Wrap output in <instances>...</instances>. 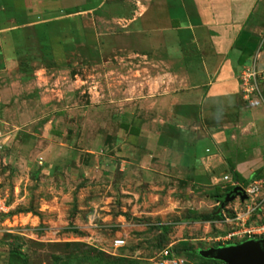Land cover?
<instances>
[{
  "label": "rangeland",
  "instance_id": "1",
  "mask_svg": "<svg viewBox=\"0 0 264 264\" xmlns=\"http://www.w3.org/2000/svg\"><path fill=\"white\" fill-rule=\"evenodd\" d=\"M114 55L106 57L112 56L107 68L130 73L133 116L140 119L143 89L151 92L167 69L157 42L149 51L134 45L125 60ZM99 64L74 70L86 71L78 104L64 101L61 79L33 77L31 70L21 78L18 71L3 73L0 64V132L11 139L0 148V197L9 206L0 215V264H24L20 254L27 264H152L168 245L194 264L215 262L213 255L230 245L218 239L231 227L222 216L209 218L225 192L223 176L198 158L181 165L153 157L154 167L163 166H144L141 140L132 149L115 148L122 110L91 106L124 79L99 75ZM25 80L31 83L23 92ZM116 238L126 246L114 250Z\"/></svg>",
  "mask_w": 264,
  "mask_h": 264
},
{
  "label": "crops",
  "instance_id": "2",
  "mask_svg": "<svg viewBox=\"0 0 264 264\" xmlns=\"http://www.w3.org/2000/svg\"><path fill=\"white\" fill-rule=\"evenodd\" d=\"M0 31L3 73L61 79L68 104L86 92V71L74 72L86 62L101 63V76L123 78L93 97L91 108L122 110L114 146L132 149L141 140L144 166H163L154 167L153 157L181 165L198 158L222 181L237 182V174L244 187L264 179V98H248L239 78L254 65L264 93V0H0ZM153 41L167 69L151 92L143 89L134 118L133 78L107 68L106 57L125 60L134 45L149 51Z\"/></svg>",
  "mask_w": 264,
  "mask_h": 264
},
{
  "label": "built area",
  "instance_id": "3",
  "mask_svg": "<svg viewBox=\"0 0 264 264\" xmlns=\"http://www.w3.org/2000/svg\"><path fill=\"white\" fill-rule=\"evenodd\" d=\"M1 36V31H0ZM240 82L243 92L248 98H264L261 83L263 74L256 69L254 65L246 66L240 73ZM6 137L0 132V148L6 143ZM226 185L231 187L240 186L237 182L226 175L223 179ZM248 198L241 201L237 198L233 201L237 204L232 206L233 202L221 209V215L226 225L231 227V231L224 237H220L223 244L226 245L247 239L264 238V179L254 180L246 186H241ZM9 206L5 199L0 197V215L7 214ZM111 246L114 250L126 246V241L122 238H116ZM152 264H194L181 256L174 245H168L160 250L158 256L152 261Z\"/></svg>",
  "mask_w": 264,
  "mask_h": 264
},
{
  "label": "water",
  "instance_id": "4",
  "mask_svg": "<svg viewBox=\"0 0 264 264\" xmlns=\"http://www.w3.org/2000/svg\"><path fill=\"white\" fill-rule=\"evenodd\" d=\"M237 198L245 201L248 196L241 186L234 187L224 197L225 206ZM223 264H264V238L247 239L241 243L230 244L212 257Z\"/></svg>",
  "mask_w": 264,
  "mask_h": 264
},
{
  "label": "trees",
  "instance_id": "5",
  "mask_svg": "<svg viewBox=\"0 0 264 264\" xmlns=\"http://www.w3.org/2000/svg\"><path fill=\"white\" fill-rule=\"evenodd\" d=\"M127 126H129V125H123V124L121 125V127H122L123 129H125ZM234 179H235L237 182L241 181L239 175H237V174H234ZM233 188H234V187H231V186H227V187H225V192H224V194L221 196V199L218 201V202L220 203V206L217 208L218 211H216L213 215H210L209 218H215V217H221V216H222V215H221V209L224 207V206H222V205H223V199H224L225 195H226L227 193H229ZM225 206H226V205H225ZM164 229H165V228H164ZM165 231H166V229H165ZM20 256L22 257V259H23V261H24V264H27L26 258H24V256L21 255V254H20ZM191 257H193V258L195 259L194 256H191ZM195 260H196V259H195ZM191 261H193V260H191ZM214 263H220V262H219V261H215V262H212L211 264H214ZM198 264H201V262H198Z\"/></svg>",
  "mask_w": 264,
  "mask_h": 264
},
{
  "label": "flooded vegetation",
  "instance_id": "6",
  "mask_svg": "<svg viewBox=\"0 0 264 264\" xmlns=\"http://www.w3.org/2000/svg\"><path fill=\"white\" fill-rule=\"evenodd\" d=\"M230 244H233V243H230Z\"/></svg>",
  "mask_w": 264,
  "mask_h": 264
}]
</instances>
